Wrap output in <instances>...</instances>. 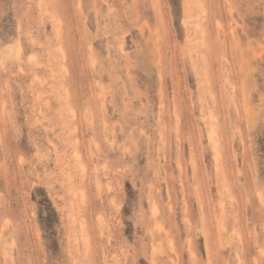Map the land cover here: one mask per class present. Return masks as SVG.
<instances>
[{
  "label": "rangeland",
  "instance_id": "374dc122",
  "mask_svg": "<svg viewBox=\"0 0 264 264\" xmlns=\"http://www.w3.org/2000/svg\"><path fill=\"white\" fill-rule=\"evenodd\" d=\"M0 264H264V0H0Z\"/></svg>",
  "mask_w": 264,
  "mask_h": 264
}]
</instances>
